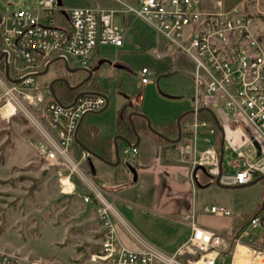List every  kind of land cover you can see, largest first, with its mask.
<instances>
[{
    "label": "built area",
    "instance_id": "2783aa9c",
    "mask_svg": "<svg viewBox=\"0 0 264 264\" xmlns=\"http://www.w3.org/2000/svg\"><path fill=\"white\" fill-rule=\"evenodd\" d=\"M127 8L149 22L163 36L167 48L183 51L194 63L193 107L191 118L184 122L189 128L186 146L192 149V170L203 167L220 182L227 171L219 154L214 121L198 114L199 107H207L220 128L235 120L248 130L251 149H235L232 171L224 182L245 184L254 180L264 170V35L254 30L245 4L137 0ZM117 11L100 6L66 8L57 0H35L31 6L20 4L0 11V118H24L34 131L33 138L26 136V141L37 152L40 168L55 170L61 191L73 190V174L85 184L83 200L96 203L101 224V248L95 257L108 264H264L260 214L252 215L237 232L192 222L190 233L173 251L144 241L136 247L118 243L113 220L116 211L73 150L79 122L86 113L100 110L107 98L102 92L79 91L62 100L51 87L56 75L46 76L53 66L89 72L99 45H121L123 30L114 21ZM152 74L149 65H141L140 82L146 83ZM136 152L134 142L124 144L121 165L135 169ZM88 153L81 149V158ZM250 154L256 158H248ZM204 209L230 213L217 204L205 205ZM0 264L56 263L0 247Z\"/></svg>",
    "mask_w": 264,
    "mask_h": 264
},
{
    "label": "crops",
    "instance_id": "0c3cea01",
    "mask_svg": "<svg viewBox=\"0 0 264 264\" xmlns=\"http://www.w3.org/2000/svg\"><path fill=\"white\" fill-rule=\"evenodd\" d=\"M120 1L123 2L122 6H119L120 8L116 7L118 9L117 12L121 13L120 20L118 21L119 23L116 22L115 19L114 21L122 30H124L125 25H127V27L132 26L133 28V17L139 16L134 12L128 13L127 11H130V9L127 8V4H134L137 0ZM223 2L225 5H229L233 1L229 3ZM95 6L107 7L101 5ZM147 23L152 26L149 22ZM158 34L162 44L161 48H153L152 51L154 55L151 54V59L141 65H149L153 70V74L158 62L165 66L166 70H171L172 67L183 68L185 70L188 69L189 72L192 73V78L190 77V79L186 80L185 77H181L176 83L175 89L178 91L179 88L183 86L187 88L188 93L193 97L194 63L192 59L181 50L167 48L165 46V39L160 33ZM121 51L123 55H127L125 52H129V48ZM104 58L108 57L103 53L101 54L98 46L94 52L92 67L97 65L95 69L99 71L102 63L116 68L126 67L128 63L126 59L117 55L114 59L108 58L110 61H103L101 64H97L99 60ZM180 59L183 62H187L188 60L189 63L183 65L182 62V64H180ZM113 62L122 65L114 66ZM151 76L146 83H141L139 80V84L142 88L150 83ZM124 101L126 103L128 102L129 106L135 107L133 109L143 115V117L150 122V125L152 124L154 126V130H156L158 134H153L145 128H141L134 135L132 142L137 146L135 169L131 166L124 167L120 164L119 149L127 143V140L118 134L113 138L116 157L112 160H105L91 152H89L85 158H81L80 150L83 148L77 141L73 144L75 156L81 160L82 166L102 187L106 197L116 211L113 220L116 227V239L118 243L128 247H136L140 244V241H144L167 251H173L190 233L192 222L207 227L206 225H209L208 222H206L208 217H215V219L221 220L215 225L221 231H233L234 217L239 214L247 213L248 211L245 209L232 210L230 207L217 202L200 203L198 199L199 190L210 186L212 183L223 187H234L250 184V182L245 184H231L227 183V181L224 183H217L216 181L209 182L208 178L200 179L197 176L199 170L207 174L203 168L198 167L192 170V149L186 146L188 144L189 128L183 122L180 123V117L184 112L192 109L193 99L191 103H189L185 97L184 100L178 102V105L174 107L173 113L169 114V116L172 114L170 117L167 116V119L156 121H152L146 116L145 113L149 111H145V105L141 103V94L133 95L131 100L126 98ZM106 105L107 101L104 106ZM92 117L93 116H91V118ZM154 117L156 118V116ZM82 120L84 121V118H82ZM173 121L177 122L176 129L171 126L168 127L167 123ZM218 121L221 124L222 121L224 122L220 116ZM111 128L107 129L106 126L103 128L98 127L103 136H112L110 133L112 130ZM220 129L223 142H226L232 149H241L240 147L243 143L246 141L248 142L246 138L248 130L247 126L244 124L238 123L235 120H229L227 124ZM117 139L119 144L122 142L119 146L116 143ZM182 143H184V145ZM172 146H174V148H172ZM250 149L251 147L248 151ZM35 154L37 155V152ZM255 155L256 154H250V156ZM232 157L233 156L229 159L230 163L233 161ZM92 158L105 163L103 171L94 168L93 172L92 168L94 162ZM36 161L37 163L39 162L37 159ZM31 163L32 167L26 168L27 171L33 175L39 176L40 180V185H38L36 189V195H39V193L41 194V192H44L48 187L50 192L48 196L50 197V202L53 203L52 208L48 211L49 213L46 220H49L53 227H57L58 229L62 227L65 229V236H63L64 230L61 229L62 236L59 237L60 241H56V243L64 244L68 242L70 245V254L68 253L65 257H56L54 260H50L58 264L62 262L68 264V261L83 262L90 261L91 258H96L98 260L97 263L91 262L89 264H108L106 260L95 257L96 254L100 252L101 248V224L96 215V203L83 200L82 196L87 189L85 184L77 175L73 174V190L63 192L60 190L55 170H42L39 167V163L37 167H34L35 164H33V162ZM111 167L112 169H110ZM8 173L11 172H7L6 174ZM57 201H60V203ZM263 203L264 200L262 204H257L256 207L259 205L262 207ZM211 204L223 205L230 210V213L218 214L204 209L205 205L208 206ZM62 239L65 240L61 241Z\"/></svg>",
    "mask_w": 264,
    "mask_h": 264
},
{
    "label": "rangeland",
    "instance_id": "374dc122",
    "mask_svg": "<svg viewBox=\"0 0 264 264\" xmlns=\"http://www.w3.org/2000/svg\"><path fill=\"white\" fill-rule=\"evenodd\" d=\"M222 1L227 3L233 1L231 4L243 2L246 10L252 14L254 30L264 35V0ZM122 3L120 0H62V6L66 8L95 5L107 7L115 5L116 8L122 6ZM20 4L31 6L35 4V0H0V11L11 9ZM127 12L133 13L132 10ZM120 15V12L115 15L116 22L120 20ZM133 18V28L125 25L121 46L99 45L101 54H105L109 59H114L119 55V57L126 59L128 63L126 67L122 68H116L105 63L100 65L98 74L100 75V85L105 86L103 93L107 97V105L97 112H88L83 117L84 121H91L97 127L103 128L106 126L107 129L112 127L110 133L113 138L117 135L115 130L117 111L126 103L124 101L126 98L131 100L133 95L141 94V103L145 105V111H149L145 114L152 121L167 119V116L173 113V109L178 105V102L184 100L185 97L189 103L193 99L187 88L181 86L178 91L175 89V85L181 77L188 80L190 77L192 78V73L188 69L177 67L166 70L165 66L159 62L156 64L150 83L144 88L141 87L139 84L141 64L148 62L151 59V54H153L152 49L161 48L162 44L159 34L152 26L141 17L135 16ZM126 48H129V52H125L127 55H123L121 50ZM182 62L180 59L179 63L182 64ZM188 63V60L187 62L184 61L183 65ZM75 70L83 74L82 69ZM63 72V69H55L53 66L46 76L53 77ZM126 104L129 106L128 102ZM91 116L93 117L91 118ZM21 118L20 115L13 117L11 120L0 118V178L5 180L0 181V247L53 260L56 257H65L68 253H71L69 243H56V241H60L59 237L62 236L61 229L64 230L63 236H65V229L53 227L52 223L46 220L48 211L53 205L48 196L50 194L49 189L47 187L44 192L36 195V189L40 185L39 176L31 174L26 169L32 167L31 162L35 164L34 167H37L40 162L37 163L36 161V159L38 161L39 159L35 154L34 147L25 139L26 136L33 138L34 131ZM182 144L184 145V143ZM224 146L223 165L227 168V171L224 173L221 183H224L225 176H229L232 171V164L229 159L235 152V149L229 147L226 142ZM250 147L249 142L246 141L240 148L247 152ZM248 158L255 159L256 156L249 155ZM92 160L94 162L93 172L94 168L103 171L105 163L95 158H92ZM7 172L11 173H8V175ZM197 176L200 179L210 178L202 170L197 172ZM198 199L200 203L217 202L230 207L232 210L245 209L251 212L257 204H262L264 200V177L250 184L234 187H223L212 183L210 186L199 190ZM57 202L60 203V201ZM220 221L215 217H208L206 222L209 225H204L220 231L215 226ZM91 262L97 263L98 260L91 258L90 261L83 262L68 261V264H89Z\"/></svg>",
    "mask_w": 264,
    "mask_h": 264
},
{
    "label": "trees",
    "instance_id": "16d2710c",
    "mask_svg": "<svg viewBox=\"0 0 264 264\" xmlns=\"http://www.w3.org/2000/svg\"><path fill=\"white\" fill-rule=\"evenodd\" d=\"M96 63V62H95ZM63 73L56 75L53 80H51V87L54 95L62 100H69L76 92L92 93V92H102L105 86L100 85V75L98 70H92V72H85L83 74L77 72L75 69L62 68ZM132 106H128L124 103L117 111L115 129L119 136L123 137L127 141H132L134 135L139 129L145 128L153 134H157L154 130V126L143 117V115L136 112ZM198 114L200 116L206 117L214 121L216 125V138L220 145L222 132L218 122L215 120L213 112L207 107H199ZM191 118V110L184 112L180 117V123ZM24 119V118H21ZM168 127L171 126L174 129L177 128V122L167 123ZM166 125V124H165ZM158 135V134H157ZM76 141L83 148L89 152L105 159L112 160L115 156L114 140L112 136L101 135L96 124L91 122H84L82 119L79 122ZM119 145L118 139L116 141ZM224 142H223V161H224ZM234 158V154L232 155ZM208 174V173H207ZM210 178L209 182H214V178L208 175ZM263 178L264 170L259 173L255 178ZM254 178V179H255ZM4 179L0 178V181ZM5 181V180H4ZM252 183V182H250ZM263 208L259 205L251 212L244 214H239L234 217L233 232H237L241 226L254 214H260L264 222Z\"/></svg>",
    "mask_w": 264,
    "mask_h": 264
},
{
    "label": "water",
    "instance_id": "95a60500",
    "mask_svg": "<svg viewBox=\"0 0 264 264\" xmlns=\"http://www.w3.org/2000/svg\"><path fill=\"white\" fill-rule=\"evenodd\" d=\"M57 1H58L59 4L62 3V0H57ZM103 61H110V60H109L108 58H104V59L99 60L97 64H101ZM113 65H114V66H120V65H122V64L117 63V62H113ZM96 67H97V65H94V66L92 67V69L89 71V74H90V72H92V70L95 69ZM254 143H255L256 146L258 147V145H257V143H256L255 141H254ZM258 151H259V149H258ZM219 153H220V157H222V155H223V137H221ZM258 178H259V177H258ZM258 178H255L254 181H256ZM215 181H216L217 183H219L218 177H216ZM262 208L264 209V203H263Z\"/></svg>",
    "mask_w": 264,
    "mask_h": 264
}]
</instances>
